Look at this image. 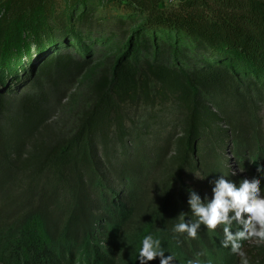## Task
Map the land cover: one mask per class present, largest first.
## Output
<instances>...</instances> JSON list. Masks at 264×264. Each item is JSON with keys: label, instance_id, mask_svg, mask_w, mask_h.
I'll list each match as a JSON object with an SVG mask.
<instances>
[{"label": "trees", "instance_id": "obj_1", "mask_svg": "<svg viewBox=\"0 0 264 264\" xmlns=\"http://www.w3.org/2000/svg\"><path fill=\"white\" fill-rule=\"evenodd\" d=\"M162 1H0V257L75 264L81 247L82 264H117L113 248L93 243L100 229L110 241L111 228L113 239L135 231L127 236L133 264L146 233L160 240L172 264H241L231 246H223V225H201L195 239L174 231L198 217L189 194L179 188L174 198L172 187L186 171L200 172L211 194L220 177L239 186L242 180L223 171L218 155L227 143L222 123L247 153L254 140L264 143L255 113L264 106V0H180L170 9ZM97 48H114L113 64L91 86L94 98L76 129L54 134L43 90L81 76ZM28 85L35 92L11 106L13 88ZM217 95L231 102L219 99L214 112L206 100ZM139 101H171L183 135L152 149L139 131L132 137L120 105ZM129 136L132 153L124 143ZM113 138L121 148L112 149ZM169 145L176 150L174 170L147 197L136 184L168 155ZM257 154L262 166L263 153ZM109 179L116 186L106 192ZM260 188L264 194V181ZM240 230L234 222L231 231ZM241 243L248 264H264V241Z\"/></svg>", "mask_w": 264, "mask_h": 264}, {"label": "rangeland", "instance_id": "obj_2", "mask_svg": "<svg viewBox=\"0 0 264 264\" xmlns=\"http://www.w3.org/2000/svg\"><path fill=\"white\" fill-rule=\"evenodd\" d=\"M179 1L180 0H163L161 7L163 9H170L178 4ZM104 15L105 12H98V16L102 17ZM113 49L97 48L91 66L75 80L66 81L65 84L57 83L54 84L56 85L54 87H50L51 84L45 86L43 92L49 99L46 108L51 110V114L49 116L52 118L50 122V129L54 134L63 133L69 135L76 129L82 114L91 105L94 98L91 86L95 80L105 73L106 70H109L113 64V57L116 51ZM151 86L154 87V89H152V92L154 93L156 85L151 83ZM13 91V95L11 96V106L17 104L20 96L35 92V89L33 86L28 85L25 87L18 86L13 88ZM236 93L238 94L237 99H243V96L246 95L240 87L236 89ZM219 99H222L223 102L225 100L231 102V99L228 98V96L217 95L216 97L206 100V105L213 107L214 112H218L214 106L216 104L218 105ZM226 108H231V105H226ZM120 109L123 113V117H125V124L128 129L127 131L131 133L132 137H135V130L139 131V134H143V142L151 149L157 144L163 145L166 142H171L173 138L181 137L183 135V125H181L183 120L174 109L171 101H167L166 104L162 106L159 103L151 106L143 101H139L137 104L126 102L120 105ZM220 111L223 112L225 110L221 107ZM230 112L231 111H228L227 113ZM255 113L257 119L256 122L259 125V138L264 140V106L261 105L257 108ZM219 128L221 131H227L226 146L218 153L221 157L220 159H222V165L224 167L223 171L231 178L235 177L240 180L248 179L249 181L253 178L259 179L261 185L262 181H264V164H262V166L259 165V162L255 159V157L258 155L257 153H263L262 155L264 156L263 141L259 140L257 142L254 140L252 143L254 145L253 148H250L247 153L248 147H246L245 151L243 147L236 146L237 144L234 142L232 135H230L231 130L225 125V123L220 124ZM132 137L129 136L125 139L126 142H124L126 144L125 147H127L126 152L129 153H132L133 147H136ZM118 141L119 140L116 138H113L111 141L112 149H115L114 147L116 146L120 147L118 146ZM244 142H242V145L247 143ZM30 143L31 140L27 142L25 151L29 150ZM174 148V145L170 146L168 155L160 158V160L155 162L152 167H149L147 172L148 174L143 177V180L139 184H136L138 185L137 188L139 187L140 192L146 191L147 197L155 195L156 192L154 190L156 189V186L159 187L161 182L167 181V174L174 170L175 160H172L171 158L176 154V150ZM252 149L255 150L254 153ZM258 168H260L261 171H257ZM180 178L181 179H179V181L176 180V182H173L172 188L174 190L172 197L175 198V194L178 189L182 188L186 194H189V191L193 190L201 199H212L210 188L207 187V183H204L205 179L200 172L192 173L191 171H186ZM109 180V187H111V189L106 192H110L115 188L114 186H116V182H113L111 179ZM110 230L112 232L110 241L105 239L104 235L100 233L102 231L100 229L99 232L95 233L93 243H97L102 247H107L108 250L113 248L112 252L117 264H133L131 260L133 257L131 242L133 243V240L127 236L135 233V231L132 233L118 234V236L113 239L115 232H113L114 230L111 228ZM146 236H148L147 233ZM77 254L79 257L75 264H82L84 256L83 249L81 247H77ZM158 260L159 258L154 259L153 261L148 262V264H160L158 263ZM0 264H15V262L10 257L3 256L0 257Z\"/></svg>", "mask_w": 264, "mask_h": 264}, {"label": "clouds", "instance_id": "obj_3", "mask_svg": "<svg viewBox=\"0 0 264 264\" xmlns=\"http://www.w3.org/2000/svg\"><path fill=\"white\" fill-rule=\"evenodd\" d=\"M257 171L261 169L258 168ZM188 205L198 220L194 223L180 222L174 231L187 233L195 239L201 225L209 230L223 225V246L230 245L231 251L242 258L241 264H248L241 242L254 238L264 241V194L261 192L259 179H244L237 187L231 180L220 177L214 182L210 202H202L196 192L191 190ZM229 213H232L231 217ZM234 222L241 225L242 230L233 233L231 226ZM157 258L160 264H172L174 259L171 255L165 256L159 239H154L151 235L145 236L139 251V264H148ZM188 264L193 262L189 261Z\"/></svg>", "mask_w": 264, "mask_h": 264}]
</instances>
